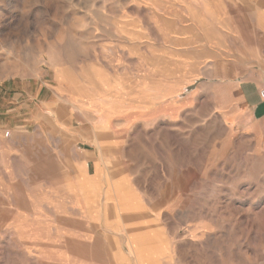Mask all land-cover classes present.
I'll list each match as a JSON object with an SVG mask.
<instances>
[{
  "label": "rangeland",
  "instance_id": "rangeland-1",
  "mask_svg": "<svg viewBox=\"0 0 264 264\" xmlns=\"http://www.w3.org/2000/svg\"><path fill=\"white\" fill-rule=\"evenodd\" d=\"M242 6L0 0V139L35 142V168L45 162L43 144H56L50 174H2L18 200L46 212L50 238L26 254L14 227L0 226V264H113L118 247L133 252L125 224L134 215L159 224L144 233L139 253L165 250L181 264H264V116H237L228 126L221 112L229 100L191 97L205 81L186 59L209 57L203 43L221 33L212 18ZM69 133H78L83 164L92 160L82 173L101 172L96 197L75 179L63 144ZM112 224L120 243L104 232Z\"/></svg>",
  "mask_w": 264,
  "mask_h": 264
},
{
  "label": "crops",
  "instance_id": "crops-1",
  "mask_svg": "<svg viewBox=\"0 0 264 264\" xmlns=\"http://www.w3.org/2000/svg\"><path fill=\"white\" fill-rule=\"evenodd\" d=\"M213 1L240 3L243 6L242 9L235 12H221L219 16L212 18V24H216L221 33L219 39H211L203 43L204 48L209 52V57L205 60L186 58L190 62L199 64L203 73V81H205L191 90L190 94L191 97L200 95L202 98L223 96L225 100H229L221 112L228 126L236 124L237 116L239 119L248 116L249 122L252 123L258 117L264 116V103L258 94L264 84V0ZM233 25L234 27H231ZM219 62H224V69L218 68ZM221 82L219 91H210L209 94H206L208 86ZM46 87V84H41L37 95H40V92ZM53 105L55 106L56 102ZM37 119H42L39 113L34 118V120ZM38 127L41 129L40 126ZM57 127L60 126L57 125ZM51 129L54 127L51 126ZM61 132L65 133L66 131L61 129ZM68 135L72 136V139L64 140L63 144L66 143L65 146L69 147L68 154L70 163L73 164V174H76L75 179L79 184H87L95 190L90 194L96 197L99 192V183L102 180L101 172L96 169L92 175L86 172V174L82 173L83 167L85 166L86 171L92 160L89 158L87 165L83 164L80 148L76 146L78 143L75 144L77 141L75 138L79 137L78 133H69ZM34 143L25 138L0 139V226L14 227L15 234L24 238L26 254L38 251L39 244L41 247L47 246L50 238L49 221L46 218V212L45 214L42 212V215L38 214L40 210H37L33 199L18 200L16 196L20 190L18 192V188L9 187L2 174H8L11 179L13 174H50V157L51 153L56 152V144H53L52 141L43 144L47 152L45 162L42 160L41 166L35 168L30 165L34 158L37 159L39 151ZM72 193L79 195L82 192L77 188L73 189ZM42 195H44L43 203L48 204V190H42ZM7 211L10 212L9 217L6 215ZM140 217V215H134L125 224L127 226L126 241L133 244V252H123L118 247V251L114 253L113 264H181L177 259L175 263L169 257V252L165 250H147L144 254L138 252L141 248L139 243L142 238L146 237L144 233L159 227V224L147 222ZM112 227L117 228L113 224L107 225L104 232L117 234L113 236V239L120 243L123 234H118L117 230L112 231ZM11 232L14 233L13 230ZM152 236V234L148 235V237ZM24 249L19 246L18 252L22 254Z\"/></svg>",
  "mask_w": 264,
  "mask_h": 264
},
{
  "label": "built area",
  "instance_id": "built-area-1",
  "mask_svg": "<svg viewBox=\"0 0 264 264\" xmlns=\"http://www.w3.org/2000/svg\"><path fill=\"white\" fill-rule=\"evenodd\" d=\"M258 94H259L260 99L264 103V85L259 89Z\"/></svg>",
  "mask_w": 264,
  "mask_h": 264
}]
</instances>
